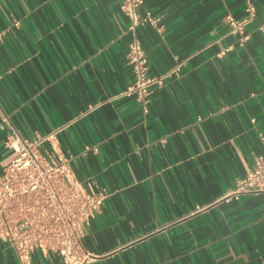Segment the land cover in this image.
Instances as JSON below:
<instances>
[{"label":"crops","instance_id":"obj_1","mask_svg":"<svg viewBox=\"0 0 264 264\" xmlns=\"http://www.w3.org/2000/svg\"><path fill=\"white\" fill-rule=\"evenodd\" d=\"M254 4L241 45L224 18H244L247 0H145L140 12L164 25L139 31L150 74L180 72L144 113L125 96L121 0H0V174L3 112L27 138L60 130L76 178L107 196L85 229L89 264H264V192L224 200L264 153V0ZM0 264H20L2 240ZM32 264L63 263L37 250Z\"/></svg>","mask_w":264,"mask_h":264},{"label":"built area","instance_id":"obj_2","mask_svg":"<svg viewBox=\"0 0 264 264\" xmlns=\"http://www.w3.org/2000/svg\"><path fill=\"white\" fill-rule=\"evenodd\" d=\"M226 2L228 0H222ZM255 0H247L242 19L227 14L224 18L229 33L239 36L242 45L248 40L246 28L256 16ZM145 0H121V10L129 18L126 62L133 81L125 92L148 113L151 97L165 79L180 72V66L168 75L153 76L139 31L164 28L160 16L151 11L140 12ZM264 32V23L260 26ZM230 50V48H229ZM7 130L9 155L0 174V240L12 247L20 264H32L33 253L59 256L63 264H89L92 260L83 246L87 225L107 198L104 191L88 188L71 168L72 155L57 149L60 130L33 138L22 136L11 118L1 114ZM264 146V135H260ZM50 142L52 150L43 151ZM264 192V153L255 157L253 168L236 181L224 200H240L243 195Z\"/></svg>","mask_w":264,"mask_h":264}]
</instances>
